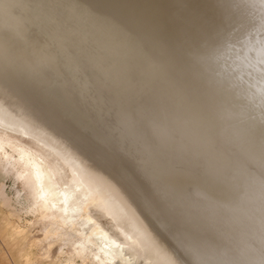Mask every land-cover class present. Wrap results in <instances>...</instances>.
<instances>
[{
  "label": "snow or ice",
  "instance_id": "snow-or-ice-1",
  "mask_svg": "<svg viewBox=\"0 0 264 264\" xmlns=\"http://www.w3.org/2000/svg\"><path fill=\"white\" fill-rule=\"evenodd\" d=\"M163 2L33 0L0 32V108L65 146L151 264H264V0L255 56L223 74L216 53L250 28L218 0H187L195 24ZM241 232L258 260L223 258Z\"/></svg>",
  "mask_w": 264,
  "mask_h": 264
},
{
  "label": "bare ground",
  "instance_id": "bare-ground-1",
  "mask_svg": "<svg viewBox=\"0 0 264 264\" xmlns=\"http://www.w3.org/2000/svg\"><path fill=\"white\" fill-rule=\"evenodd\" d=\"M32 3L33 0H0V32L17 24V12L27 18L32 12ZM5 4L11 5L12 10L6 11ZM217 6L226 21L242 22L234 30L236 34L245 27L250 28V34L245 35L238 44L218 51L212 62L221 70V74L233 69L242 70L244 57L251 58L256 54L252 34L260 21V0H218ZM155 11L161 17L190 24H195L200 16L199 10L187 0H164ZM3 61L4 52L0 45V66ZM31 147L43 150L67 171L69 180L66 185L60 184L53 169ZM0 156L16 171L24 189L28 190L34 214L40 220L69 225L72 232L80 236L81 240L77 243V238L76 241L77 254L92 257L90 260L96 264H151V257L142 250L138 233L122 219L118 206L109 201L103 188L78 160L67 153L61 142L46 135L25 114L0 108ZM92 204L96 207L92 208ZM92 212L106 218L116 234L104 229ZM249 239L247 233H239L232 252L223 258L258 260L259 253L249 247Z\"/></svg>",
  "mask_w": 264,
  "mask_h": 264
},
{
  "label": "rangeland",
  "instance_id": "rangeland-1",
  "mask_svg": "<svg viewBox=\"0 0 264 264\" xmlns=\"http://www.w3.org/2000/svg\"><path fill=\"white\" fill-rule=\"evenodd\" d=\"M31 148L53 169L60 184L66 185L69 180L67 171L43 150ZM8 165L0 156V264H96L90 260L92 257H83L75 252L81 238L72 232L69 225H66L67 230L60 222L40 220L34 214L28 190ZM91 214L98 217L104 229L116 234L106 218L97 212Z\"/></svg>",
  "mask_w": 264,
  "mask_h": 264
}]
</instances>
